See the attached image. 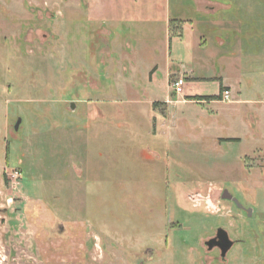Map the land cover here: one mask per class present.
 <instances>
[{
    "label": "rangeland",
    "instance_id": "374dc122",
    "mask_svg": "<svg viewBox=\"0 0 264 264\" xmlns=\"http://www.w3.org/2000/svg\"><path fill=\"white\" fill-rule=\"evenodd\" d=\"M0 264H264V0H0Z\"/></svg>",
    "mask_w": 264,
    "mask_h": 264
},
{
    "label": "flooded vegetation",
    "instance_id": "af4514ba",
    "mask_svg": "<svg viewBox=\"0 0 264 264\" xmlns=\"http://www.w3.org/2000/svg\"><path fill=\"white\" fill-rule=\"evenodd\" d=\"M224 230V229H223ZM221 229H217L215 235L206 241V244L209 248H217L220 252V256L222 258L225 257L226 253L230 250V248L234 245L235 241L238 240H231L225 231ZM229 240L232 242L231 245L226 248V245L229 243Z\"/></svg>",
    "mask_w": 264,
    "mask_h": 264
},
{
    "label": "crops",
    "instance_id": "0c3cea01",
    "mask_svg": "<svg viewBox=\"0 0 264 264\" xmlns=\"http://www.w3.org/2000/svg\"><path fill=\"white\" fill-rule=\"evenodd\" d=\"M206 6V5H205ZM226 7H229L228 5L226 6ZM168 19H167V24H168V21H169V17H167ZM168 29H169V27H168V25H167V36H169V39H170V35L168 34ZM169 59V58H168ZM170 66H171V64L169 63L168 64V70H167V72H166V78H167V81H168V75L170 74ZM157 71H158V67L157 66H155V68L154 69H152L151 68V70L149 71V75H148V82L149 83H154V81L156 80V73H157ZM221 86H226V87H230L229 85H227V84H224L223 83V81H221ZM169 87V86H168ZM186 94V93H185ZM193 94V93H192ZM169 101V99H166V100H160V101H158V100H152V102H168Z\"/></svg>",
    "mask_w": 264,
    "mask_h": 264
},
{
    "label": "built area",
    "instance_id": "2783aa9c",
    "mask_svg": "<svg viewBox=\"0 0 264 264\" xmlns=\"http://www.w3.org/2000/svg\"><path fill=\"white\" fill-rule=\"evenodd\" d=\"M183 82L184 80L181 77H177L171 81V89L175 94H180L182 92ZM229 94H230L229 90L224 89L222 92V99H228Z\"/></svg>",
    "mask_w": 264,
    "mask_h": 264
},
{
    "label": "water",
    "instance_id": "95a60500",
    "mask_svg": "<svg viewBox=\"0 0 264 264\" xmlns=\"http://www.w3.org/2000/svg\"><path fill=\"white\" fill-rule=\"evenodd\" d=\"M18 121H19V119H18ZM18 121H17V123L15 125V128H17ZM222 197L232 199L237 205H239V207H241V205L238 203L237 198L232 196V195H230L227 190H224V192L222 194ZM219 229H221V228H219ZM221 230H223V229H221ZM223 231H225V230H223ZM225 233H226V231H225ZM231 243L232 242L229 240V243L226 245V248H228L231 245Z\"/></svg>",
    "mask_w": 264,
    "mask_h": 264
},
{
    "label": "trees",
    "instance_id": "16d2710c",
    "mask_svg": "<svg viewBox=\"0 0 264 264\" xmlns=\"http://www.w3.org/2000/svg\"><path fill=\"white\" fill-rule=\"evenodd\" d=\"M171 23H172V25H173V24H179L178 20H174V21H172ZM171 23H170V27L172 26ZM177 26H178V25H177ZM177 26H175V27H177ZM170 27H169V28H170ZM171 28H172V27H171ZM170 37H171V36H170ZM220 88H223V86H221ZM187 97L192 98V96H187ZM216 97L219 98V95H217ZM212 98H215V97H212ZM160 103L164 104L165 102H160ZM156 104H157V102H154V103H153V105H156Z\"/></svg>",
    "mask_w": 264,
    "mask_h": 264
}]
</instances>
